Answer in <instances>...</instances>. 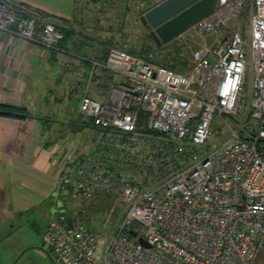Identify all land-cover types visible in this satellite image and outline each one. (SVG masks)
<instances>
[{
	"label": "built area",
	"instance_id": "obj_1",
	"mask_svg": "<svg viewBox=\"0 0 264 264\" xmlns=\"http://www.w3.org/2000/svg\"><path fill=\"white\" fill-rule=\"evenodd\" d=\"M63 27L0 0V29L22 39L64 51ZM184 34L207 38L191 58L183 44H126L109 46L106 61H94L89 84L100 66L113 77L103 100L88 88L81 96L80 125L96 135L82 150H70L58 189L111 200L121 208L120 224L101 253L102 234L58 210L43 235L57 264H259L264 0H223Z\"/></svg>",
	"mask_w": 264,
	"mask_h": 264
},
{
	"label": "crops",
	"instance_id": "obj_2",
	"mask_svg": "<svg viewBox=\"0 0 264 264\" xmlns=\"http://www.w3.org/2000/svg\"><path fill=\"white\" fill-rule=\"evenodd\" d=\"M13 1L75 32L61 42L66 49L61 51L0 29V104L26 109L24 117L0 114V248L1 242L7 244L8 236L16 233L20 239L12 251L31 252L40 243L33 239L35 233L40 235L58 210H66L65 192L58 189L64 162H50L52 149H57L60 140L48 147L45 126L51 116L49 109L65 88L80 84L85 86L84 92L88 88L90 94L105 98L109 88L99 93L97 86H109L112 72L104 66L96 68L92 90L88 76L94 61H106L109 46L114 43L94 33L92 25L96 23L84 13L89 0ZM180 36L168 43L181 44ZM1 249L0 264H12L4 255L5 247Z\"/></svg>",
	"mask_w": 264,
	"mask_h": 264
},
{
	"label": "rangeland",
	"instance_id": "obj_3",
	"mask_svg": "<svg viewBox=\"0 0 264 264\" xmlns=\"http://www.w3.org/2000/svg\"><path fill=\"white\" fill-rule=\"evenodd\" d=\"M157 1L148 0V3L152 4ZM86 4V11L84 13L87 14L88 20L96 23L92 25L96 35H102L103 38L113 41L114 45L120 46L123 43H132L137 48H143L142 45L147 43L144 40L148 38L150 29L141 20V16L144 14L143 11L147 7L146 0H89ZM240 21L241 25L246 27L247 18L243 17ZM206 40V37H194L183 33L178 42L183 44L187 50L188 58H191L193 49ZM251 80V74L248 73L245 91L248 104L251 99ZM98 85L97 88H100L99 93L105 92L109 88V86L103 83ZM94 87L95 82L91 84V90ZM84 89L85 86L81 84L65 88L64 93H61L59 98L53 103L52 108L49 109L51 116L46 120L45 126L48 147L55 145L60 140L58 146L56 144L57 149L55 151L54 147L52 149L53 154L51 155L50 162L52 161L55 165H58L59 162L63 163L70 150L72 153L75 147L82 150L96 135L94 128L90 126L81 127L80 125L79 107ZM91 95L102 100L104 99L100 95L96 96L93 93ZM247 108L248 106L246 105L242 106L241 110L243 112L241 113L245 114ZM227 118L233 121L231 118ZM214 145H217V143ZM62 197L66 202L65 209L69 214H76L79 219L102 234L100 241V252L102 253L104 245L113 239L120 224L121 208L115 206L108 199L88 200L81 195L70 192H65ZM44 231L41 230L40 235L39 232L35 233L33 239H39L40 243L36 244L37 246L34 247L36 250L31 252L12 251L17 247L20 238L19 234H10L7 244H2L1 242V248L5 247L7 251L4 254L7 260L12 261V264H57L53 253L43 245ZM1 248L0 250H2ZM259 264H264V252L260 256Z\"/></svg>",
	"mask_w": 264,
	"mask_h": 264
},
{
	"label": "water",
	"instance_id": "obj_4",
	"mask_svg": "<svg viewBox=\"0 0 264 264\" xmlns=\"http://www.w3.org/2000/svg\"><path fill=\"white\" fill-rule=\"evenodd\" d=\"M222 2L223 0H163L148 9L141 20L150 29L155 42L161 46L191 29ZM131 233L137 235L134 230ZM140 242L149 246L144 238H140Z\"/></svg>",
	"mask_w": 264,
	"mask_h": 264
},
{
	"label": "trees",
	"instance_id": "obj_5",
	"mask_svg": "<svg viewBox=\"0 0 264 264\" xmlns=\"http://www.w3.org/2000/svg\"><path fill=\"white\" fill-rule=\"evenodd\" d=\"M147 1V7L145 8V10L143 11V13H145L148 9H150L151 7L155 6L156 4L160 3L163 0H158L156 3H152L149 4L148 0ZM142 13V14H143ZM63 31L65 33V37L62 40V42H65L68 38L73 37L74 35V29L72 28H68V27H64ZM146 40H149L150 42H147ZM144 40V42H147L143 45V48L148 47L149 49H153V48H160V45H158L155 40L153 39V37L151 36V34L148 35V38ZM110 44L114 43L113 41H109ZM143 42V43H144ZM124 47L125 44L123 43ZM187 60H182L183 64H186ZM166 63L168 65H170L171 67H174V63H169L168 61H166ZM26 113V109L23 107H19V106H13V105H9V104H0V114L2 115H10V116H15V117H24ZM83 127V126H81Z\"/></svg>",
	"mask_w": 264,
	"mask_h": 264
}]
</instances>
